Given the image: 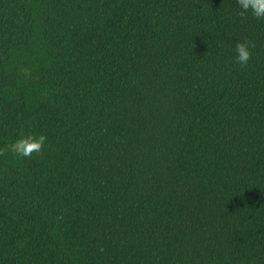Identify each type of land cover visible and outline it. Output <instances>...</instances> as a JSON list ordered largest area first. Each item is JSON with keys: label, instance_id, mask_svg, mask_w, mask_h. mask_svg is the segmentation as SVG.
<instances>
[{"label": "trees", "instance_id": "obj_1", "mask_svg": "<svg viewBox=\"0 0 264 264\" xmlns=\"http://www.w3.org/2000/svg\"><path fill=\"white\" fill-rule=\"evenodd\" d=\"M240 12L0 0V148L47 137L0 155V264H264V19Z\"/></svg>", "mask_w": 264, "mask_h": 264}, {"label": "clouds", "instance_id": "obj_2", "mask_svg": "<svg viewBox=\"0 0 264 264\" xmlns=\"http://www.w3.org/2000/svg\"><path fill=\"white\" fill-rule=\"evenodd\" d=\"M237 3L241 9V16L251 11V14L257 19H264V0H237ZM255 47L256 44L253 40L237 41L235 45L236 63L241 66L247 65L252 58L251 50ZM46 140L47 137L44 134L22 136L15 143L0 148V155L10 150L14 155L30 158L33 153H40L43 150Z\"/></svg>", "mask_w": 264, "mask_h": 264}]
</instances>
